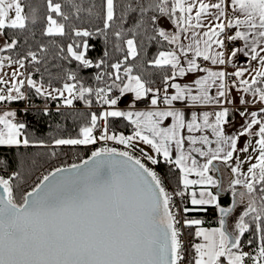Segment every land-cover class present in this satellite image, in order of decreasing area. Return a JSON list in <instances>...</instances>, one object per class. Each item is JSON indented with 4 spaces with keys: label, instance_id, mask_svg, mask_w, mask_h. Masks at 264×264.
Returning a JSON list of instances; mask_svg holds the SVG:
<instances>
[{
    "label": "snow or ice",
    "instance_id": "6c2138e0",
    "mask_svg": "<svg viewBox=\"0 0 264 264\" xmlns=\"http://www.w3.org/2000/svg\"><path fill=\"white\" fill-rule=\"evenodd\" d=\"M45 2L43 34L69 36L65 23L56 18L69 20L63 5L55 0ZM115 7V0H104L103 28L99 32L113 27ZM25 8L24 0H0V37L6 36V30L13 31L0 45V53H9L0 55V103L26 100L29 89L46 101H61L58 110L73 109L75 101H83L90 109L95 101L102 110L90 112L75 137L54 139L53 147L99 142L105 146L92 151L82 163L49 171L30 191L18 183L21 172L0 175V264H264V0H148L147 3L136 0L135 6L126 5V11L140 13L137 28L143 26L146 13L159 12L172 20L178 30L172 35L163 29L158 31L157 36L175 48L159 51L149 61L152 68L164 70L162 102L167 107L163 109L159 107L160 89L150 87L141 74L135 73V65L129 63L140 56L135 32L126 39L123 30L114 32L117 40H123L126 45V49L116 45L125 54L122 60L109 66L111 71L95 76L98 82L95 87L86 85L76 71L58 62L76 61L82 67H93L86 58L89 47L86 39L57 45L55 54L50 52L49 45L39 44L35 50L28 48L13 58L11 53L20 43L15 33L25 31L30 21L35 24L37 20L34 11L30 17ZM79 11L77 7V18ZM124 15L121 14V19ZM147 18L152 23L157 19L155 15ZM233 29H236L234 34ZM189 32V36H183ZM71 35L88 38L93 32L73 27ZM182 39L188 43L184 44ZM226 41H243V47L234 48L228 55ZM238 53L248 58V66L235 63ZM201 59L223 68L203 67L198 62ZM251 62L258 67L253 69ZM104 63L101 60L94 66L100 68ZM6 66H15V70L6 74ZM229 66L235 70L228 72ZM41 68L47 73V83L44 73L39 80L33 78ZM250 71V77L245 78ZM196 72L206 75L195 80L194 88L173 82L177 77ZM169 87L175 89L174 95H168ZM114 88L121 95L134 93L137 100L151 93L154 110L116 109L118 101L111 95ZM213 88L215 95L211 94ZM234 89L250 97L249 100L242 95L239 99L245 111L235 107ZM185 100L194 106L211 105L214 110L204 111L202 117L193 112L191 121L186 122L184 112L174 106V102ZM250 102L259 103V111L249 112ZM105 105L108 107L104 108ZM44 111L47 114V108ZM233 113L246 121L235 135L227 134L225 128L231 124ZM113 118L127 121L131 134L114 130ZM169 118L171 126L164 127ZM26 127L17 119L16 111L0 113V146H32L25 134ZM208 130L215 139L207 134L196 135ZM241 137L255 140L253 143L249 139L247 147L238 148ZM186 140L193 146L187 150ZM109 141L123 146L124 150L108 147ZM137 142L148 145L157 157L179 170L175 195L182 198L181 208L175 206L173 194L157 171L129 151L135 149ZM40 146L47 147L42 142ZM173 148L178 153L175 158ZM238 151L249 153L246 161L234 159ZM193 153L203 157L204 162ZM51 156L55 157L56 152L52 151ZM144 156L152 165L160 163L152 155L144 153ZM216 162L230 169L229 185L234 201L229 208L221 207L219 195L212 191L222 187V180L210 174L220 172ZM245 162L249 165L246 172L242 170ZM7 167V161L0 160V169ZM193 175L197 179H190ZM238 187L244 191L237 192ZM245 197L247 206L235 230L229 231L226 218ZM209 207L219 209V227L205 228L202 219L189 217L190 213H206ZM184 227L195 228L194 237L200 241L191 245V253L185 247ZM256 232L259 233L257 248L245 251L242 244L245 234ZM253 243L254 239L246 241L249 248Z\"/></svg>",
    "mask_w": 264,
    "mask_h": 264
},
{
    "label": "trees",
    "instance_id": "16d2710c",
    "mask_svg": "<svg viewBox=\"0 0 264 264\" xmlns=\"http://www.w3.org/2000/svg\"><path fill=\"white\" fill-rule=\"evenodd\" d=\"M55 2L61 3L64 11L69 15L68 21H63L59 17H56L58 22L65 23L66 31L69 32V36L48 37L44 35L43 29L46 26L45 15L47 13L45 0H24L26 4V14L31 17L34 11L37 20L35 24L30 21L25 31L15 33L20 43L17 50L11 53L13 58H17V52L22 54L28 48L35 50L36 46L39 44L49 45L50 52L55 54L58 51L57 45L65 46L71 43L73 39L77 42L86 39L89 45L86 58L92 61L93 67H82L76 61H72L70 64L67 61L58 62L76 71L86 85L95 87L98 83L94 79L95 76L102 72L111 71L109 66L118 60H122L125 54L124 51L116 47L117 44H120L121 48L126 49L123 40H117L114 32L123 30L125 39L131 38L133 32H135L140 56L137 57L136 61L129 60V63L135 65V73L141 74L143 78L148 81L150 87L153 89L158 88L160 91L164 88V81L162 78L164 70L152 68L149 65V61L155 58L159 51H166L172 48V45H169L166 41H163L157 36L160 30L158 21L164 17L168 18L167 16H163L159 12L146 13L143 26L137 28L136 25L140 21L139 11H126V5L131 3L135 6L136 0H115L116 18L113 21V27L106 29L105 32L102 33L99 32L98 29L103 28L102 17L104 12V0H55ZM142 2L147 3L148 0H142ZM77 7L80 9L78 13L79 18H77L76 13ZM122 13L125 14L124 19H121ZM151 15L157 17L155 23H152L147 18ZM73 27L88 29L93 32V36L88 38H76L71 35V29ZM129 29H132V31H128ZM12 35V30H6V36L4 38L6 39L8 36ZM153 37L156 38L153 39ZM25 41H27V43H25ZM3 54L8 55L9 53L5 52ZM101 60L105 61V63L100 68H96L94 65ZM31 70V65H29V72H31ZM53 71H59V69H53ZM41 73H44V80L47 83L48 76L47 73L44 72V68H41V72L36 73L33 78L39 80ZM117 83L120 82L118 81ZM54 84L59 86L58 82L54 81ZM118 93L119 89L114 88L111 94L112 98L116 97ZM27 96L28 98L26 100L17 101L14 104H16L17 107L16 112L18 113V120L25 123L27 126L25 134L33 142L32 146H0V160L7 161L8 163L6 169H0V175L8 176L16 171L21 172L22 179L18 181V183L22 189L30 191L35 183L49 171L56 167H66L73 163H81L87 158L86 153L90 145L54 148L53 142L56 138L75 137L79 127L87 122L88 114L93 111L99 113L102 109L95 101L90 109L84 105L83 101H75L73 109L61 107L58 110L57 105L61 104V101H46L43 97L34 94V90L31 89L27 91ZM45 108H47V114H45ZM111 126L117 132H124L126 135L131 134L132 131L131 126L128 125V122L123 118H113L111 120ZM41 142L47 145V147L40 146ZM135 148L143 151V149L137 145ZM52 151L56 152L55 157L51 156ZM152 151L154 158L160 160V163L155 165L158 174L162 177L165 187L173 194L175 206L181 208L183 206L182 198L175 195V192L178 190L179 170L176 169L174 165H169L164 162L162 157H157L154 150ZM179 187H182V185ZM219 203L221 207H231L232 195L230 190H227L226 194L220 197ZM188 206L191 205L189 204ZM189 217L202 219L204 221L202 227H219L220 213L219 209L215 207H209L206 213H190ZM245 219L250 220V218L247 217ZM184 231L187 236V249L189 253H191V245L199 242L194 237L195 228L184 227ZM258 238V232L255 234L246 233L242 240V244L247 246L246 241L248 239H254L251 249L255 250L258 244Z\"/></svg>",
    "mask_w": 264,
    "mask_h": 264
},
{
    "label": "crops",
    "instance_id": "0c3cea01",
    "mask_svg": "<svg viewBox=\"0 0 264 264\" xmlns=\"http://www.w3.org/2000/svg\"><path fill=\"white\" fill-rule=\"evenodd\" d=\"M205 23H210V21H206ZM163 25H164V28L167 29V33L169 35H172V34H174L175 32L178 31L176 29L175 24L172 23L171 20L168 19V18H165V22L163 23ZM231 31H232V34H234L236 29H233ZM190 34H191L190 32L189 33H185V34H183V36L186 37V36H189ZM182 42L184 44H187L188 40L187 39H182ZM238 42H239V47H243V41H238ZM226 43H227V41H226ZM172 48H175V45H172ZM231 51L232 50H228L227 54L230 55ZM189 56H191V53L189 54ZM198 62L201 63L200 60ZM182 63H184V65L186 66V61H183V59H182ZM235 63L238 66L244 67V66H248L249 61H248V58L245 57L243 54L238 53L237 57L235 59ZM201 65L203 67L211 68L212 70H221L223 68V66L212 65L210 63V61H205V63H203V64L201 63ZM251 67L253 69H255L258 66L256 65L255 62H251ZM226 70L228 72H232L235 69H233V67L229 66ZM251 74H252L251 71L249 73H246V77L245 78H249ZM204 75H206V73H202V72L189 73V74H187L184 77H177L176 80L173 81V82L174 83H179L182 86H184V85L193 86V88H194L195 87V85H194L195 80L200 79ZM215 92H216V89L213 88L211 90V94L215 95ZM174 94H175V89L169 87L168 95H174ZM193 94H195V91H194ZM160 95H161V98H163V95H164L163 89L160 91ZM242 95H243V97L245 99H249L250 100V97L247 94H242L238 89H234L232 91V98L237 101V104L235 105V107H238L240 111H245V105L239 104V99L241 98ZM113 98L117 99V101H118L117 105L115 106V108L118 109V110H121V111H151V110H154V108H155V106H153L152 103H151V100L153 98L152 94H149L148 96H145L144 98H142L140 100H137L135 98V94L134 93H130V92L129 93H124L123 95H121V93H118V95L116 97H113ZM13 106H16V104L13 105ZM174 106H175L176 109L184 112L186 122H190L191 121L193 112H196L199 116L202 117L204 111L211 112V111L214 110L213 106H211V105H207V106L196 105V106H194V105H192V103L190 101H187V100H185V101H176V102H174ZM226 106L230 107V108L233 107V105H226ZM106 107H108V106L106 105ZM159 107L163 109V108H166L167 106L164 105L163 102L161 101ZM259 109H260V104L259 103L252 104L250 102L247 105V110L249 112H251V111H259ZM215 110L218 111L219 108L216 107ZM230 120H231V124L230 125H226L225 128H226V133L227 134H231V135L238 134V131L241 128V126L246 123L245 119L240 117L236 113H233L230 116ZM171 123H172L171 118H169L168 120H166L164 122L163 126L164 127H170ZM184 134H185V136L188 135L186 129H185V133ZM201 134H207V135H209V137L211 139H215L214 137L211 136V130H208L207 133H197L196 135H201ZM242 139H243V137H241L240 141L238 142V148H239V143L241 142ZM191 147H193V146L190 143H188L187 140H186L185 141V149L187 150V149H190ZM197 147H200V145H197ZM213 147H215V145H213ZM176 155H178V153H176L175 149L173 148V158H175ZM193 155H195L196 158L201 163H203V161H204L203 157H200V156H198L195 153H193ZM234 158H235V154H234ZM223 191H224V189H223ZM220 197H223V196L220 195ZM205 228L211 229V228H216V227H205Z\"/></svg>",
    "mask_w": 264,
    "mask_h": 264
},
{
    "label": "rangeland",
    "instance_id": "374dc122",
    "mask_svg": "<svg viewBox=\"0 0 264 264\" xmlns=\"http://www.w3.org/2000/svg\"><path fill=\"white\" fill-rule=\"evenodd\" d=\"M164 22H165V17L164 18H161L158 21V24H159L160 29H163L165 32H167V29L164 28V25H163ZM4 42H5V38L4 37H0V45H3ZM0 55H6V54L0 53ZM13 70H15V66H13V67H7L6 66L4 71H5L6 74H10ZM15 102H17V101H15ZM15 102L0 103V113H3L4 111H8V110L16 111L17 110V107L16 106H13V105H15L14 104ZM17 119H18V113H17ZM249 139H251L253 141V143H254L255 138H253V137H243V139L239 143V148L240 147H247L248 146ZM249 152H251V149L249 150ZM248 155H249V153H245L243 151H238V153L235 154V158L234 159H236L238 157L240 161H246ZM252 162L254 163L255 160L253 159ZM216 165H217V167L220 168V172L213 171L210 174L213 175L214 177H217V178L220 177V179L222 180V188L224 189V191L227 192V190H230L231 191V195H233L232 194V188L229 186L230 169H228L226 166L222 165L220 162H216ZM248 166L249 165H248L247 162L243 163L242 170H244L246 172ZM190 179H197V177H195L193 175V176L190 177ZM242 189L243 188L238 187L236 189V191L237 190H241L242 191ZM196 190L199 191V186H197ZM212 191L214 193H217L216 192V189H212ZM219 202H220V195H219ZM247 203H248V199H247V197H245L243 203L238 204L237 208L229 216L228 225H227L229 231H234L235 230V225H236V223L238 221V218L243 214V211L246 208Z\"/></svg>",
    "mask_w": 264,
    "mask_h": 264
},
{
    "label": "built area",
    "instance_id": "2783aa9c",
    "mask_svg": "<svg viewBox=\"0 0 264 264\" xmlns=\"http://www.w3.org/2000/svg\"><path fill=\"white\" fill-rule=\"evenodd\" d=\"M227 44V47H228V50H233L234 48H236V47H239V42L238 41H235V42H227L226 43ZM200 62L203 64V63H205V61H203L202 59L200 60ZM161 101H162V98H161ZM101 107V106H100ZM104 108H107L106 107V105L104 106ZM101 146H105L104 144H103V142H99L98 144H96V145H90V147L88 148V151H87V153H86V155H87V158L86 159H88L89 157H90V155H91V152L92 151H94V150H96L98 147H101ZM107 146L108 147H116V148H118V149H120V150H124L123 149V146H121V145H116V144H114L113 142H111V141H109V142H107ZM129 151H132L133 152V154L134 155H136V156H138V157H140L150 168H153L155 171H157V169H156V166L155 165H152L150 162H148L147 160H146V157L144 156V151H140V150H138V149H134V150H129ZM85 160V159H84ZM78 164V163H77ZM157 173H158V171H157ZM184 200L186 201L187 200V197H185L184 198ZM182 231H183V233H184V237H183V239H184V241H185V247L187 248V236L185 235V231H184V228H182ZM244 250L245 251H251L252 249L251 248H249L248 246H244Z\"/></svg>",
    "mask_w": 264,
    "mask_h": 264
},
{
    "label": "water",
    "instance_id": "95a60500",
    "mask_svg": "<svg viewBox=\"0 0 264 264\" xmlns=\"http://www.w3.org/2000/svg\"><path fill=\"white\" fill-rule=\"evenodd\" d=\"M138 147H140L141 149H143V151H145L146 153H148L149 155H152L154 157V154H153V151L150 147H147L148 145L145 146V144L143 143H140V142H137L136 144ZM82 163V162H81ZM220 178V177H218ZM216 192L221 195V196H224L226 194V191H223L222 187L221 189H216ZM233 201H234V196L232 195V205H233ZM231 205V207H232ZM230 216V215H229ZM228 219L229 217L226 218L227 220V225H228Z\"/></svg>",
    "mask_w": 264,
    "mask_h": 264
},
{
    "label": "flooded vegetation",
    "instance_id": "af4514ba",
    "mask_svg": "<svg viewBox=\"0 0 264 264\" xmlns=\"http://www.w3.org/2000/svg\"><path fill=\"white\" fill-rule=\"evenodd\" d=\"M230 186V185H229ZM240 190H237V192H239ZM242 191H244V190H242ZM232 194H233V191H232ZM231 215V214H230Z\"/></svg>",
    "mask_w": 264,
    "mask_h": 264
}]
</instances>
